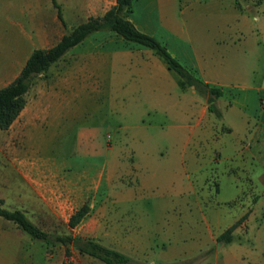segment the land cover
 <instances>
[{"label":"crops","instance_id":"obj_1","mask_svg":"<svg viewBox=\"0 0 264 264\" xmlns=\"http://www.w3.org/2000/svg\"><path fill=\"white\" fill-rule=\"evenodd\" d=\"M56 1L59 7L52 0H21L12 5L0 1L4 21L0 26L14 32L3 51L5 64L0 67V87L19 74L33 49L55 44L73 26L90 16L102 15L116 3V0ZM65 8L76 23L68 24L64 17ZM128 18L139 30L164 43L173 56L204 81L222 88V95L216 99L221 115L208 109L206 95L199 93L193 85L181 88L176 73L153 49L127 40L112 30H96L67 50L49 66L50 74L58 76L60 86L49 88L48 120L72 116L74 110L70 104L63 106L61 99L68 91L71 94L98 92L108 95L125 122L123 126L127 131L124 135L132 136V140L127 138L122 142L140 144L132 146V154L139 170L140 190L144 192L141 197H147L145 190L150 188L151 178L157 179L163 169L169 175V183L177 179L175 186L169 184L173 187V194L155 203L158 207L155 213L146 210L147 214L142 217L123 218L131 224L128 248L97 239L94 226H87L83 234L128 254L138 260V264H170L175 261L183 264H264V238L254 234L255 244L244 243L250 221L256 215V202L248 204V196L235 182L234 174L220 173L219 191L212 195V204L202 202L191 178L193 171L198 169L195 145L211 137L212 130V160L215 149L224 159L246 152L250 155V162L256 160L262 165L256 179L264 182V0H133ZM249 100L252 108H249ZM40 101L38 105L42 106ZM26 107L27 102L16 119L23 115ZM44 110L38 108L27 121L45 120ZM152 112L174 120L171 131L165 135L172 145L182 140L184 145L181 148L160 147L157 140L142 133V129L148 127L144 118ZM95 132L85 131L86 141H94L90 138L96 136ZM190 143L193 146L187 149ZM243 143L247 144L242 148ZM250 143H256L255 151ZM250 164L252 162L243 164L244 172ZM142 169L151 174H144ZM224 175L232 177L233 189L229 197L218 200ZM234 199L237 202L231 205ZM202 207L208 208L203 210ZM250 207L252 209L244 220L237 223ZM74 211L64 218L67 223ZM84 217L70 227L75 228L81 222L84 224ZM190 218H194L193 221L187 222ZM151 222L162 225L157 229ZM233 223L237 224L231 240H219V235ZM3 224L5 226H0V241L4 237L14 238L8 223ZM96 229L98 232L104 230L103 227L98 230V224ZM110 229L114 237L122 234L121 226L113 225ZM154 238L161 241L157 249L151 244ZM64 245L65 263L46 260L44 264H87L73 260L67 263L66 257L74 250L72 243ZM17 263L19 258L14 248L0 247V264ZM26 264L41 263L30 257ZM98 264L106 263L101 260Z\"/></svg>","mask_w":264,"mask_h":264},{"label":"rangeland","instance_id":"obj_2","mask_svg":"<svg viewBox=\"0 0 264 264\" xmlns=\"http://www.w3.org/2000/svg\"><path fill=\"white\" fill-rule=\"evenodd\" d=\"M3 1H8L12 5L21 0ZM64 17L68 24L76 23L73 22L66 8ZM2 18L3 15L0 14V24L4 22ZM2 27L0 26V67L5 64L3 51L10 42L9 37L13 32L6 31ZM61 65L64 66V61ZM262 66L264 67V64ZM59 84L58 76H52L49 68L41 72L29 89L27 107L23 115L9 128H0V196L4 199L3 205L8 208L26 209L27 215L33 221L51 232L71 233L87 238L83 230L85 231L87 226H94L93 233L98 234L97 239L114 244L116 247L128 248L130 244L128 228L131 224L123 218L132 215L142 217L146 210L155 213L158 208L155 203L158 199L166 200L173 194L172 186L176 185L177 179L174 178V182L169 183L167 178L169 175L163 169L159 173V180L157 176V179L151 178L150 188L145 190L147 197H141L144 192L140 190L139 170L132 154V146L140 144L133 141L122 142L127 138L132 140V136L124 135L127 131L123 126L125 122L122 121L121 114L116 111L110 96L98 92L71 94V91H68L61 96V99L63 106L70 104L74 110L72 116L66 118L63 115L54 121H49V88L57 89ZM39 99L42 106L38 105ZM248 105L252 108L251 100ZM38 108L45 109L46 119L27 121ZM144 122L148 127L142 129V133L157 140L160 147L172 150L184 145L182 140L173 145L168 143L165 134L171 131L174 120L164 114L152 112L144 118ZM87 130L96 131V136L90 138L94 141H86L84 132ZM245 144L247 143L241 144L242 148ZM189 146L192 147L193 144L190 143L186 148L189 149ZM255 146L256 143H250L254 151ZM195 150L199 157L198 169L193 171L191 178L195 192L202 202L208 201L212 204V195L219 191L220 173L234 174L232 177L235 182L242 186L243 194L248 196V204L252 205L256 202V215L250 221L244 243L255 244L254 234L264 238V182L256 179L262 170V165L252 160V165L250 164V168L244 172L243 164L251 163L250 155L241 152L231 159H224L218 149L213 150L212 160V130L211 137L196 144ZM224 151L227 152L226 149ZM165 161L173 162L168 159ZM173 170L176 174L177 169ZM148 171L142 169L146 175L151 174ZM232 177L224 175L221 178L222 188L218 200L226 199L231 195ZM231 201V205L237 202L235 199ZM83 203L90 206L83 219L84 224L81 222L75 228H71L64 218ZM202 208L204 210L208 207ZM251 209L252 207L237 223L244 220ZM193 219H187V222H192ZM3 223H8L14 238L4 237L0 241V247L14 248L19 258L17 264H26L30 257L41 264L46 260H60L65 263L64 244L53 245L40 239H33L13 221L0 216V226H5ZM97 224L100 228L98 230L102 227L104 230L98 232ZM151 224L157 229L162 225L159 222H151ZM151 224L145 223L148 226ZM113 225L121 226L120 237L112 235L110 227ZM160 243L158 238L151 241L152 247L156 249L161 246ZM72 248L74 252L66 257L67 263L72 260L87 264L101 262L95 257L82 256L73 245ZM222 255L225 257L224 252ZM170 264H183V262L175 261Z\"/></svg>","mask_w":264,"mask_h":264},{"label":"trees","instance_id":"obj_3","mask_svg":"<svg viewBox=\"0 0 264 264\" xmlns=\"http://www.w3.org/2000/svg\"><path fill=\"white\" fill-rule=\"evenodd\" d=\"M52 2L59 7L56 0ZM133 0H116V3L108 8L100 16H90L86 20L73 26L65 32L53 45L43 48H35L30 53L19 74L8 84L0 87V128L7 129L26 105V93L32 86L34 79L49 66L56 62L67 50L82 41L96 30H112L127 40L135 41L150 47L166 63L167 67L177 75V81L181 88L193 85L201 94L206 95L208 109L217 115L221 111L216 99L222 95L223 90L219 86L210 85L191 69L184 66L167 46L156 37L142 32L128 18L132 10ZM58 15L62 18L61 12ZM4 199L0 196V216L13 221L32 238L43 240L47 243L60 242L72 243L81 253L95 256L106 264H138V260L128 254L107 246L94 238H82L68 233L50 232L35 223L22 208H8L4 205ZM89 205L84 203L69 217V226H75L88 212ZM237 223L227 227L220 235L219 240L229 241L232 238V230ZM66 253L69 249L66 248Z\"/></svg>","mask_w":264,"mask_h":264}]
</instances>
